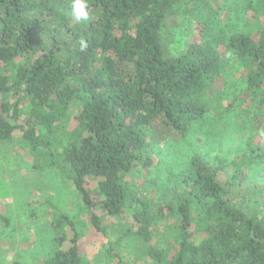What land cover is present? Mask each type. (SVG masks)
<instances>
[{
  "label": "trees",
  "instance_id": "trees-1",
  "mask_svg": "<svg viewBox=\"0 0 264 264\" xmlns=\"http://www.w3.org/2000/svg\"><path fill=\"white\" fill-rule=\"evenodd\" d=\"M182 2L87 0L89 18L77 21L73 0H0V142L21 132L23 141L43 154L40 168L55 169L73 183L91 224L105 238L109 234L99 212L118 218L130 209L136 235L149 239L158 218L126 177L140 165H152L157 126L186 138L208 121V97L224 68L220 43L226 41L248 73V91L264 88V25L258 38L224 28L223 39L206 32L184 53H170L164 30ZM234 3L240 12L264 16V0ZM211 13L214 19L218 15L213 7ZM213 22H208L213 30L220 27ZM222 170L192 157L186 190L168 207L177 222L179 248L173 253L151 248L153 264H264L259 198L264 192L254 189L253 198L239 207L231 191L242 172L224 185ZM55 218L53 228L67 227L72 246L65 250V236L56 238L55 251L43 264H85L75 223L63 214ZM8 225L0 217V226ZM197 234L202 239L196 244Z\"/></svg>",
  "mask_w": 264,
  "mask_h": 264
},
{
  "label": "rangeland",
  "instance_id": "rangeland-1",
  "mask_svg": "<svg viewBox=\"0 0 264 264\" xmlns=\"http://www.w3.org/2000/svg\"><path fill=\"white\" fill-rule=\"evenodd\" d=\"M197 1L183 0L181 10L167 21L165 43L172 55L201 43L206 32L220 37L224 28L230 34L242 31L259 37L264 16L253 10H236L234 0H209L208 5ZM212 7L220 14L215 19L210 14ZM203 16L220 29L213 30ZM226 46L225 41L217 47L224 68L208 97L212 105L208 121L197 125L186 138L157 126L149 151L152 165H140L126 177L137 196L150 200L151 214L158 218L148 240L136 235L138 225L130 209L118 218L99 212L109 234L105 238L91 224L73 183L55 169L40 168L43 154L35 153L21 132L11 142H0V217L9 221L7 227L0 226V264H43L53 255L55 239L60 236L67 239L63 247L68 250L72 233L67 227L62 231L53 228L56 213L75 223L85 264H153L151 248L175 252L179 248L174 230L177 222L168 207L186 190L184 179L193 156L222 167L224 185L227 178L243 173L231 191L239 207L244 208V202L253 198L254 189L264 192V88L256 94L248 91V73ZM76 113L77 109L71 112L72 116ZM91 183L93 188L97 186L96 181ZM259 198L264 201V194ZM201 239L197 234L193 241L197 244Z\"/></svg>",
  "mask_w": 264,
  "mask_h": 264
},
{
  "label": "clouds",
  "instance_id": "clouds-1",
  "mask_svg": "<svg viewBox=\"0 0 264 264\" xmlns=\"http://www.w3.org/2000/svg\"><path fill=\"white\" fill-rule=\"evenodd\" d=\"M72 11L77 21L87 20L89 18L87 0H73Z\"/></svg>",
  "mask_w": 264,
  "mask_h": 264
}]
</instances>
